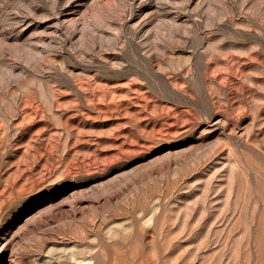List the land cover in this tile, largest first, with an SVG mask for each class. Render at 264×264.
Returning <instances> with one entry per match:
<instances>
[{
	"label": "rangeland",
	"instance_id": "obj_1",
	"mask_svg": "<svg viewBox=\"0 0 264 264\" xmlns=\"http://www.w3.org/2000/svg\"><path fill=\"white\" fill-rule=\"evenodd\" d=\"M0 264H264V0H0Z\"/></svg>",
	"mask_w": 264,
	"mask_h": 264
}]
</instances>
